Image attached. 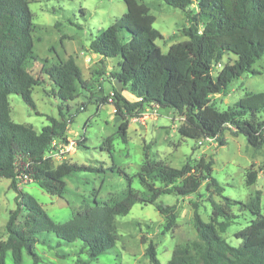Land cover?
Here are the masks:
<instances>
[{"label": "trees", "instance_id": "trees-1", "mask_svg": "<svg viewBox=\"0 0 264 264\" xmlns=\"http://www.w3.org/2000/svg\"><path fill=\"white\" fill-rule=\"evenodd\" d=\"M123 1L127 12L106 30H98L90 43L91 52L101 60L120 58V71L111 74V78L113 82L120 80L124 91L137 99L128 101L110 82L112 96L101 100L113 105L121 119L117 132L120 139L127 142L132 118H139L145 108L155 106L171 108L184 116V124L179 128L183 138L216 139L220 146H225L223 137L229 130L235 137L244 135L255 150L262 149L264 92L248 93L223 111L217 107L215 97L224 94L244 73L257 74L252 67L264 57V0H162L183 11L197 7L196 12L187 11L190 26L183 33L188 40L171 45L167 54L157 45L163 36L154 28L156 19L150 8L140 0ZM35 29L29 2L0 0V178L10 180L9 187L16 192V208L5 226L6 238L0 239V264H5L9 254L14 264H23L25 253L31 256L33 264H39L43 258L36 253L38 244L53 250L58 259L76 256L77 264H92L116 247V218L128 215L136 204L155 205L165 217L163 234H166L175 227L176 214L174 206L157 203L161 196L196 194L205 182L207 191L213 187L217 194L223 193L224 188L212 175L211 161L202 159L194 168L186 165L177 169L147 157L134 177L144 192L133 188V178L124 171L108 169L124 175L127 188L106 202L95 198L93 204H86L64 223L55 222L19 185L27 177L49 195L63 198L68 191L66 178L88 170L65 161L56 165L46 156L54 141L69 144L67 132L76 118L68 113L70 103L77 91L85 90L86 81L73 58L44 67L52 85L51 94L61 101L59 118L47 116L49 124L39 132L31 125L11 119L12 94L20 96L40 115L33 91L42 78L27 68L30 60L37 58ZM227 54H234L237 60L215 76V64H220ZM86 109L87 104H82L77 113ZM86 142V138L78 141V147H84ZM257 180L256 171L247 174L248 186ZM211 203L210 222L203 221L198 204H193L198 240L178 245L168 264H264L260 193L245 205L254 219L235 234L241 240L238 247L231 246L222 234L238 219L232 208L240 203L227 197L223 204ZM49 234L56 238L55 246ZM142 243L147 244L145 256L151 264H161L154 243L145 239Z\"/></svg>", "mask_w": 264, "mask_h": 264}, {"label": "rangeland", "instance_id": "rangeland-1", "mask_svg": "<svg viewBox=\"0 0 264 264\" xmlns=\"http://www.w3.org/2000/svg\"><path fill=\"white\" fill-rule=\"evenodd\" d=\"M26 1L34 16V52L37 57L30 60L27 68L34 76L42 78L33 91L40 115L31 110L20 96L12 94L9 96L11 119L19 124L31 125L39 132L49 124L47 116L59 118L61 101L51 94L52 85L43 68L73 58L81 69L86 88L77 91L74 102L70 103L72 108L68 113L76 115V118L67 132L69 146L62 161L88 170L66 178L68 191L63 198L49 195L34 182L20 183L23 192L35 198L55 222L64 223L86 204H93L95 198L106 202L118 197L127 188L125 176L108 169L124 171L133 178V188L144 192L145 189L134 177L141 171L147 157L177 169L186 165L194 168L204 159L212 162V175L224 188L221 195L213 187L207 191L208 182H205L196 194L186 197L161 196L157 203L174 206L176 214V225L166 234H163L165 217L155 205L136 204L128 215L116 218V247L92 264H151L145 256L147 244H143L142 239L147 243L153 242L160 263L168 264L178 245L184 246L198 240L193 222V204H198L203 221L210 222L211 202L223 204L224 197L240 203L232 208L238 219L222 234L231 246L238 247L241 240L235 234L254 219L245 205L257 193L261 196L264 215V147L255 150L244 135L235 137L229 130L224 133L225 146H220L216 139L196 141L183 138L179 128L184 124V116L171 108L155 106L145 108L139 118L130 120L127 142H123L117 134L121 119L116 116L113 105L101 101L113 93L111 74L120 71V58L101 60L91 52L90 43L98 30H106L127 12L124 1ZM140 1L150 8L156 19L154 28L163 36L157 45L164 54L168 53L171 45L188 40L183 33L190 26L187 11L196 12V6L183 11L162 0ZM183 56L187 57V54ZM236 60L234 54L225 55L220 64H215L214 75L217 76L226 65H232ZM252 69L257 74L244 73L231 83L224 94L215 97L219 110H226L248 93L264 92V57ZM123 92L128 101H136L128 90ZM82 104H87V109L77 113ZM84 138L87 139L84 147H78L77 142ZM60 161H55V164ZM250 171L258 173V180L252 186L246 183ZM9 186L10 180L0 178V239L6 238L5 226L11 211L16 208V192ZM48 237L55 246L54 235L49 234ZM63 250L71 251L67 247H63ZM36 253L43 258L39 264H77L76 256L61 260L53 250L40 244L36 246ZM5 264H14L11 254ZM23 264H33V259L27 253L24 254Z\"/></svg>", "mask_w": 264, "mask_h": 264}, {"label": "built area", "instance_id": "built-area-1", "mask_svg": "<svg viewBox=\"0 0 264 264\" xmlns=\"http://www.w3.org/2000/svg\"><path fill=\"white\" fill-rule=\"evenodd\" d=\"M110 101H111V99H110ZM68 146H69L68 144L59 143L58 141H54L51 149L47 152L46 156L51 158L54 162L57 160H61L60 161V163H61V162H63L62 156L64 155L66 149H68ZM28 182H32V181H31V179H28L27 177H25L23 179V183H28Z\"/></svg>", "mask_w": 264, "mask_h": 264}, {"label": "water", "instance_id": "water-1", "mask_svg": "<svg viewBox=\"0 0 264 264\" xmlns=\"http://www.w3.org/2000/svg\"><path fill=\"white\" fill-rule=\"evenodd\" d=\"M113 85L115 87V89L119 92V93H123L124 91V87H123V84L120 80H115L113 82Z\"/></svg>", "mask_w": 264, "mask_h": 264}, {"label": "crops", "instance_id": "crops-1", "mask_svg": "<svg viewBox=\"0 0 264 264\" xmlns=\"http://www.w3.org/2000/svg\"><path fill=\"white\" fill-rule=\"evenodd\" d=\"M94 56H95V54H94ZM101 59V58H100ZM123 94H124V92H123ZM137 100V99H136Z\"/></svg>", "mask_w": 264, "mask_h": 264}]
</instances>
